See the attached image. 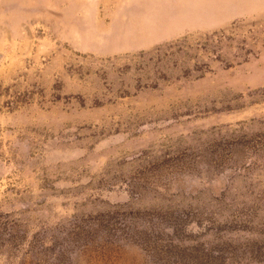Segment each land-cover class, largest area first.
Masks as SVG:
<instances>
[{
  "label": "rangeland",
  "instance_id": "obj_1",
  "mask_svg": "<svg viewBox=\"0 0 264 264\" xmlns=\"http://www.w3.org/2000/svg\"><path fill=\"white\" fill-rule=\"evenodd\" d=\"M0 264H264V0H0Z\"/></svg>",
  "mask_w": 264,
  "mask_h": 264
}]
</instances>
